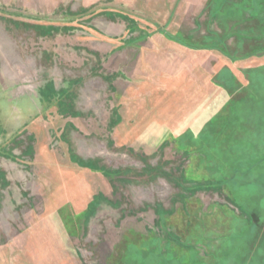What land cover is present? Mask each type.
<instances>
[{"label":"rangeland","instance_id":"1","mask_svg":"<svg viewBox=\"0 0 264 264\" xmlns=\"http://www.w3.org/2000/svg\"><path fill=\"white\" fill-rule=\"evenodd\" d=\"M243 5L0 0V264H264V70L216 77Z\"/></svg>","mask_w":264,"mask_h":264},{"label":"crops","instance_id":"2","mask_svg":"<svg viewBox=\"0 0 264 264\" xmlns=\"http://www.w3.org/2000/svg\"><path fill=\"white\" fill-rule=\"evenodd\" d=\"M241 2L242 4L244 2L242 14H236V16L232 17L226 15L227 19H232L229 23L233 24L234 21V24H241L242 28L241 31H237V35L235 34L228 38L230 39L229 41L232 40L229 42L230 44L228 43L230 49L228 55L230 57L228 59V63H225L224 66L227 65V67L232 70L236 76L242 79V83H246V87H250L251 85H254L251 74L252 70L255 71L254 68L256 69L257 67V69L264 70V63L260 64L262 65L261 68L253 61L259 58L254 56V54H264V29L262 28L264 25V0H241ZM249 5L253 8H250ZM226 8H228V6H226ZM233 19H237L239 21ZM256 30H258V32H256ZM259 32L260 34H258ZM238 54L246 58L244 66H238L236 60L238 59L236 58L239 56ZM198 68L199 65H195L194 70H198ZM200 68H204L202 63L200 64ZM216 72L219 73V68L216 69Z\"/></svg>","mask_w":264,"mask_h":264},{"label":"trees","instance_id":"3","mask_svg":"<svg viewBox=\"0 0 264 264\" xmlns=\"http://www.w3.org/2000/svg\"><path fill=\"white\" fill-rule=\"evenodd\" d=\"M174 39L177 40V41L183 42V40L180 39L179 37H176V38L174 37ZM219 43L222 44L223 43V40H221V39L218 40V42L215 43L214 44L215 46H213V47H216L217 46V48H218V46L220 45ZM221 50H222L223 53H226L227 52L226 48H224V49L221 48ZM220 71L221 72L218 73V75L216 77L220 81V83L223 84L224 87H227L228 90L230 91L229 88H232V82L234 81V76H233V80H232V78L230 76H229V78H226L225 79L224 76H223V72H224V74H226V72L227 73H230L232 75H234V74L231 71H229V68L227 66H225L224 69H222ZM227 88H226V90H227ZM51 91L54 93L53 90H51ZM233 100L236 101V98H232V100H231L232 103H233ZM115 113H117V112L115 111ZM119 122H121V117H119L118 121H116V123H114V124H118ZM71 157H72V159H74L75 161H77L82 166H88L89 168H91L93 170L101 169L104 172V174L106 176H108V177L111 176L112 174H116V172H117L115 170H108L105 167H102L99 162L96 163V162H90V161H85V160H79V158H77L73 154H71ZM256 166H255L254 163H249L246 167L236 168L235 169V173L237 174V173H241L243 171H245L246 173H251V172H253V170H255ZM233 178H234L233 176H228L227 179L231 180ZM105 199L106 198H105L104 195L99 194V196H96L93 200H91L90 203H89V205H88V210L86 211L87 216L88 217L91 216L92 215L91 213L96 210L95 208L99 205V203L101 202V200H105ZM162 214L165 215V213L163 211H162ZM160 216H162V215H160ZM170 236L174 237V241L178 245L181 246V244H183V242L181 240H179V236L177 234H174V235L171 234ZM187 246L189 247V245H187ZM190 250H192V252H191L192 254H193V252L195 253V258H196L195 261L196 262L194 261V263H193L192 260L189 259V261L185 263L184 262L185 259L182 257L181 252L178 250L177 252L172 251L173 252V256L171 258H169L167 261H165V264H213L211 262V258H213V257L215 259L220 258L216 254H213L212 252L209 253V254H207V256L201 255L200 250H198V248L195 247V246L193 248H190ZM208 259H210V262H208ZM159 263L162 264L161 262H159ZM214 264H216V263H214Z\"/></svg>","mask_w":264,"mask_h":264}]
</instances>
